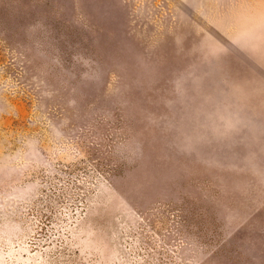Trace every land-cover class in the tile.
Instances as JSON below:
<instances>
[{
    "label": "rangeland",
    "instance_id": "obj_1",
    "mask_svg": "<svg viewBox=\"0 0 264 264\" xmlns=\"http://www.w3.org/2000/svg\"><path fill=\"white\" fill-rule=\"evenodd\" d=\"M262 36L225 0H0V264H264Z\"/></svg>",
    "mask_w": 264,
    "mask_h": 264
},
{
    "label": "crops",
    "instance_id": "obj_2",
    "mask_svg": "<svg viewBox=\"0 0 264 264\" xmlns=\"http://www.w3.org/2000/svg\"><path fill=\"white\" fill-rule=\"evenodd\" d=\"M236 14V18L227 15ZM255 25L264 27V0H225V26L227 25ZM264 37V36H262Z\"/></svg>",
    "mask_w": 264,
    "mask_h": 264
}]
</instances>
